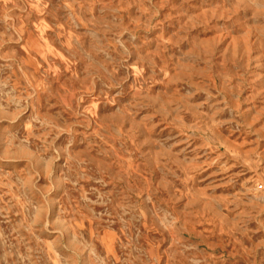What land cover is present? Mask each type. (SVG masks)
I'll return each instance as SVG.
<instances>
[{
    "label": "rangeland",
    "instance_id": "obj_1",
    "mask_svg": "<svg viewBox=\"0 0 264 264\" xmlns=\"http://www.w3.org/2000/svg\"><path fill=\"white\" fill-rule=\"evenodd\" d=\"M0 264H264V0H0Z\"/></svg>",
    "mask_w": 264,
    "mask_h": 264
}]
</instances>
